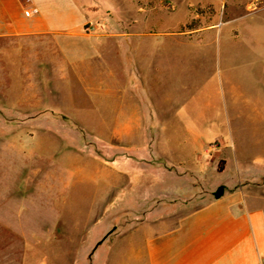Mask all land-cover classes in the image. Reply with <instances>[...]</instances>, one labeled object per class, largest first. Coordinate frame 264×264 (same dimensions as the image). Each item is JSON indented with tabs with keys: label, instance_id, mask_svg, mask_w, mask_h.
Listing matches in <instances>:
<instances>
[{
	"label": "rangeland",
	"instance_id": "1",
	"mask_svg": "<svg viewBox=\"0 0 264 264\" xmlns=\"http://www.w3.org/2000/svg\"><path fill=\"white\" fill-rule=\"evenodd\" d=\"M72 1L93 20L80 72L50 37L0 39V264H145L150 195L264 182V0ZM179 163L197 177L148 189L146 165Z\"/></svg>",
	"mask_w": 264,
	"mask_h": 264
},
{
	"label": "crops",
	"instance_id": "2",
	"mask_svg": "<svg viewBox=\"0 0 264 264\" xmlns=\"http://www.w3.org/2000/svg\"><path fill=\"white\" fill-rule=\"evenodd\" d=\"M34 1L28 0L27 6L36 8L37 14L26 17L24 0H0V39L50 37L64 62L80 72L83 62L95 52L93 43L84 45L88 35L83 30L92 18L72 0H65L66 14L62 16L49 11L50 0H36L41 6L46 2V11H40ZM60 26L67 31H60ZM110 84L120 88L117 78ZM106 85L98 83V87ZM4 107L2 115L10 117L8 121L25 120L21 104ZM138 116L130 115L129 122L139 121ZM168 167L146 165L149 190L155 186L151 176L156 173L189 181L199 170L197 163H179V172ZM244 176L224 182L226 189L218 198L173 190L150 195L142 215L145 264H264V182Z\"/></svg>",
	"mask_w": 264,
	"mask_h": 264
},
{
	"label": "built area",
	"instance_id": "3",
	"mask_svg": "<svg viewBox=\"0 0 264 264\" xmlns=\"http://www.w3.org/2000/svg\"><path fill=\"white\" fill-rule=\"evenodd\" d=\"M24 2L26 3V6L28 5V0H24ZM23 14H24V16H26V17H29V16H33V15H36L37 14V9L36 8H34V7H25L24 9H23Z\"/></svg>",
	"mask_w": 264,
	"mask_h": 264
},
{
	"label": "trees",
	"instance_id": "4",
	"mask_svg": "<svg viewBox=\"0 0 264 264\" xmlns=\"http://www.w3.org/2000/svg\"><path fill=\"white\" fill-rule=\"evenodd\" d=\"M220 170V169H219ZM222 188H218L217 192L214 194L215 198H218L220 196V192H221Z\"/></svg>",
	"mask_w": 264,
	"mask_h": 264
}]
</instances>
